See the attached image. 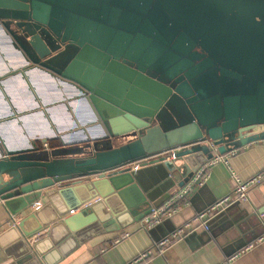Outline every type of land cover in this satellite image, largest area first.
<instances>
[{
	"label": "water",
	"instance_id": "95a60500",
	"mask_svg": "<svg viewBox=\"0 0 264 264\" xmlns=\"http://www.w3.org/2000/svg\"><path fill=\"white\" fill-rule=\"evenodd\" d=\"M0 30L23 60L17 75L39 97L40 110L18 122L26 131L32 117L49 126L16 148L0 130V203L12 217L30 212L12 226L20 238L10 245L26 264L126 229L190 185L216 153L264 141V0H0ZM32 71L85 97L95 119L76 116L79 140L57 134ZM40 138L62 145L44 149ZM155 169L166 182L160 199L136 176ZM259 214L264 223V203ZM43 229L48 239L30 247ZM43 242L52 248L40 251Z\"/></svg>",
	"mask_w": 264,
	"mask_h": 264
},
{
	"label": "crops",
	"instance_id": "0c3cea01",
	"mask_svg": "<svg viewBox=\"0 0 264 264\" xmlns=\"http://www.w3.org/2000/svg\"><path fill=\"white\" fill-rule=\"evenodd\" d=\"M33 112L31 110V113ZM71 114L72 113H70V115ZM75 116V113L71 115L72 120L75 124H78ZM55 119L57 120L56 117ZM2 122L3 120L0 121L1 127L3 125ZM57 122L60 128L56 129L54 125L53 127L56 129L59 136L72 133L76 129H65L64 127L67 123L62 118L57 120ZM16 124L18 126V124L20 125L21 123L16 122ZM7 130L6 128V131ZM21 131L23 134H26L24 129L21 128ZM41 133H43L42 130L38 131L36 135L39 136ZM7 138L9 137L7 136L6 139ZM37 141H42L44 144L54 141L57 146H61V144H58V141L62 143L60 139L43 141L40 138ZM9 144L11 146L10 142ZM21 146H23L22 143H20V145L17 144L16 147ZM263 170L264 141H261L236 151L229 159V166L220 163L211 167L205 186L193 194V196L189 195L185 199L188 204L185 209L172 217L171 221L165 222L163 226L161 225V227L155 229L153 232L150 233L142 229L143 220L135 221L127 226L126 229L94 236L81 244L78 248L60 258L53 253L47 256L46 263H134L140 255L164 238L166 233L172 231L176 227L179 228L184 226L199 212L204 211L209 205L232 194L234 183L231 172L236 174L241 181H247ZM156 171L158 172L156 173ZM156 171L143 170L141 171L143 174L138 173L136 176L140 182V188L146 196L152 195L155 199H160L165 194V190L162 188L166 185V182L162 172H159L160 170ZM176 188L177 186L175 189ZM169 200H166L164 204ZM46 203H48L47 200L42 199L36 202L31 210L35 211L40 209L46 205ZM263 203L264 182L251 190L249 201L231 205L222 214L215 216L210 222V229L208 231L203 228L197 229L189 238L172 243L163 255L155 253L151 258L139 264H223L229 258L246 249L248 250L233 264H264V242L259 244L256 243V241L264 235V223L259 222L262 218L259 214V209ZM29 213L30 212L26 215ZM26 215L12 217L3 204L0 203V235L10 226L12 227L14 223L18 224L21 218ZM58 230H62V228L58 227ZM126 234H129V236L124 237ZM47 239V229H43L36 232L27 242L31 247L35 243ZM59 241L61 240L59 239ZM43 243L49 245L47 248L51 246L48 243ZM12 248L11 246L6 247L0 244V264H9V261H11L12 264H26L23 260H19L16 251ZM39 264L45 263L39 259Z\"/></svg>",
	"mask_w": 264,
	"mask_h": 264
},
{
	"label": "rangeland",
	"instance_id": "374dc122",
	"mask_svg": "<svg viewBox=\"0 0 264 264\" xmlns=\"http://www.w3.org/2000/svg\"><path fill=\"white\" fill-rule=\"evenodd\" d=\"M11 43H12L11 40H9L6 34L0 30V73H1L0 81L4 83V85L6 86V90L9 93L8 94L7 91L4 92L5 94L0 93V121L3 120L2 122L3 125L2 127L0 125L1 127L0 130L3 136L9 137L8 141L11 143V147H16L15 145L17 144L20 145V143H22L23 146H26L25 143L27 142L28 139L26 135H29L30 138V136L37 134V132L40 130H42L43 133H45L48 130L47 128L49 126L48 124L46 126L45 123L43 126H41L40 119H38L37 117L36 118L32 117L31 119L29 118L30 119L28 120L29 124L26 125L28 131L24 129L22 123L20 125L18 124V126L16 124V122L19 121L18 118H24L25 120L28 119V116L33 114L31 113L32 109H33L32 112L39 111L40 109L36 108L37 104L35 99L36 97H38L37 94L36 95L31 94V92L28 91L29 83L25 82L22 77L17 75L19 72H21V69L19 68V66L21 65H19V63L22 64L23 60L19 57L16 51L13 50ZM30 76H31V83L36 85L38 93L42 96V98H45V103L48 105V108L52 110L57 120H60V118H62L63 120L67 119L66 122L67 124L64 127L65 129L75 128V124L71 117V115L74 114V112L79 120V123L81 124H84L86 122H91L93 119H95V115L91 111H89L90 109L82 104L84 103L83 101H85L84 99L76 100V102L74 101V98H76L75 96L76 94H75V90L72 89L71 87H63L61 85L53 84V81L43 77L38 73H32ZM8 95H10L12 102L15 104L13 105L14 107L13 106L12 107L15 108V106L17 107L19 106L18 108L20 115L15 114L14 115L15 117L10 116L13 109L10 103H7L9 102L8 100H10L7 97ZM5 96L7 102L4 100ZM65 104H69V105L72 104L74 106L75 110L74 112L70 111L72 113L71 115ZM15 119L17 121H15ZM6 128L8 129L7 131ZM21 128L25 130L26 134H23L21 132L20 130ZM57 128L60 127L57 126ZM9 130L13 133H11ZM74 131L72 133H68L67 135L65 134L66 138L67 136H69V138L74 137L75 140H79L80 135L77 134L79 132L77 131L74 132ZM37 143L38 146L44 144L42 141H38ZM58 144L62 145L60 141H58Z\"/></svg>",
	"mask_w": 264,
	"mask_h": 264
},
{
	"label": "built area",
	"instance_id": "2783aa9c",
	"mask_svg": "<svg viewBox=\"0 0 264 264\" xmlns=\"http://www.w3.org/2000/svg\"><path fill=\"white\" fill-rule=\"evenodd\" d=\"M43 148L49 149V144L45 143L43 145ZM212 149L216 150L214 146H212ZM235 153L236 152H232L227 155H219L216 153L211 161H209L199 169L190 185L186 186L178 195L173 197L163 206L153 207L150 210V213L142 221V229L149 232L156 226H159L164 222L172 219V217H174L183 209H185V207L188 205L185 199L188 197L192 186H205L209 177L210 168L220 163L229 166V159ZM231 177L234 183V189L232 194L224 197L223 199L217 201L210 207L206 208L204 211L198 213L190 222L186 223L182 227H179L174 232L164 237L159 242L155 243L149 250L140 255L138 259L131 264H139L140 262L151 258L155 253L158 255H163L166 250L172 245V243L189 238L194 232L197 231V229L203 228L208 231L210 229V222L215 216L222 214L231 205L249 201V195L251 190L264 182V170L247 181H241L237 177V175L232 172ZM128 236L129 234L124 235V237ZM263 242L264 235L260 237L258 241H256L257 244ZM247 250L248 249L240 251L233 257L229 258L223 264H233Z\"/></svg>",
	"mask_w": 264,
	"mask_h": 264
},
{
	"label": "clouds",
	"instance_id": "9594fccd",
	"mask_svg": "<svg viewBox=\"0 0 264 264\" xmlns=\"http://www.w3.org/2000/svg\"><path fill=\"white\" fill-rule=\"evenodd\" d=\"M19 238H20V233L17 232L14 227L10 226L7 230L3 232L2 235H0V244H3L4 246L7 247V246L15 244ZM48 246L49 245L47 244H42V245H39L38 247L40 251H43ZM20 251H23V249H20ZM9 264H12V262L9 261Z\"/></svg>",
	"mask_w": 264,
	"mask_h": 264
},
{
	"label": "flooded vegetation",
	"instance_id": "af4514ba",
	"mask_svg": "<svg viewBox=\"0 0 264 264\" xmlns=\"http://www.w3.org/2000/svg\"><path fill=\"white\" fill-rule=\"evenodd\" d=\"M11 28L14 30V32L17 34H20V33H22L23 31L22 30H20L19 28H17L15 25H12L11 26ZM112 30H114V29H110V30H108L107 32H106V34H111L112 33ZM24 31H26L29 35L30 34H33L34 32H33V30H32V28H31V26H29V27H25V30ZM38 33V32H37ZM39 34V33H38ZM43 38H45V36H43ZM57 46V44H54L53 45V47L55 48ZM14 50V49H13ZM43 52H44V50H43ZM50 80L52 81V79L50 78ZM58 85H60L59 83H57ZM29 87V86H28ZM29 89V88H28ZM29 91V90H28ZM79 99H81V100H85V97H81V96H76V98H74V101L76 102V100H79ZM84 103H82L83 105H85L86 106V102L85 101H83ZM68 104H67V109H68ZM69 113H71V112H73V110L69 107ZM71 111V112H70ZM66 122H67V119L65 120ZM97 122H99V121H97ZM21 130V129H20ZM75 131H80L79 129H77V130H75ZM74 131V132H75ZM67 135V134H66ZM80 136H82L81 134H79ZM40 146V145H39ZM41 147V146H40Z\"/></svg>",
	"mask_w": 264,
	"mask_h": 264
},
{
	"label": "bare ground",
	"instance_id": "6f19581e",
	"mask_svg": "<svg viewBox=\"0 0 264 264\" xmlns=\"http://www.w3.org/2000/svg\"><path fill=\"white\" fill-rule=\"evenodd\" d=\"M3 32V31H2ZM19 65H20V63H19ZM10 72V71H9ZM33 73H38V74H40L39 72H36V71H32ZM1 74V73H0ZM15 74V73H14ZM40 75H42V74H40ZM43 77H45V78H48L49 80H50V77H48V76H44V75H42ZM8 78V77H7ZM53 81V80H52ZM11 82V81H10ZM8 85V84H7ZM7 93H8V91H7ZM27 102V101H26ZM17 104V103H16ZM14 107V106H13ZM19 107V106H18ZM33 110V109H32ZM90 111V110H89ZM30 116V115H29ZM15 117V116H14ZM75 124V123H74ZM56 130V129H55ZM27 143V142H26ZM25 143V144H26ZM15 146H17V145H15Z\"/></svg>",
	"mask_w": 264,
	"mask_h": 264
},
{
	"label": "trees",
	"instance_id": "16d2710c",
	"mask_svg": "<svg viewBox=\"0 0 264 264\" xmlns=\"http://www.w3.org/2000/svg\"><path fill=\"white\" fill-rule=\"evenodd\" d=\"M49 144V147L52 148V147H58L54 141H51L48 143ZM41 148H43V145H41Z\"/></svg>",
	"mask_w": 264,
	"mask_h": 264
}]
</instances>
